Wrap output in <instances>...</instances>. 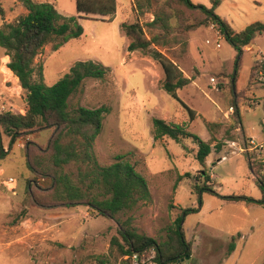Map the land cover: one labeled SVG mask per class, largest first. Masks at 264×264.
I'll return each mask as SVG.
<instances>
[{
    "label": "rangeland",
    "instance_id": "374dc122",
    "mask_svg": "<svg viewBox=\"0 0 264 264\" xmlns=\"http://www.w3.org/2000/svg\"><path fill=\"white\" fill-rule=\"evenodd\" d=\"M33 1L51 2L65 17L78 16L76 0ZM192 2L208 4L207 0ZM117 4L112 21L96 16L79 19L84 29L82 37L69 40L57 51L51 45L46 46L36 64L43 67V81L48 86L64 78L80 61L109 68L103 79L83 81L69 99L70 108H106L102 132L94 146L97 161L101 166H109L124 156L148 181L151 199L133 211L120 213L116 219L100 215L86 205L39 209L28 199V189L31 186L36 190L37 187L46 189L52 181L30 170L29 149L35 155L32 166L43 169L49 164L54 130L22 136L12 147L10 139L4 137L8 156L0 162V264H91L99 259L116 262L121 252L112 246V239L118 238L124 244L119 223L128 224L157 243H164L169 240L170 228L174 227L182 209L195 210L186 216L183 228L187 240L192 245V240L196 241L198 252L181 264L264 263V208L252 210L250 218L258 222L244 233L246 238H236L234 250H230L231 241L225 242L223 230L231 224V212L221 211L220 202L228 195L253 198L259 186L245 153L227 141L229 123H221L222 128L210 131L211 134L206 127L207 122L228 121L225 114L235 99L233 77H237V62L240 61V76L248 75L250 68L256 66V52L260 48L264 51V35L257 41L259 48L253 46L255 51L251 52L253 48L248 45L240 55L216 25L207 24L189 33L186 52L181 46L163 48V53L192 79L189 85L178 90L179 97L196 113L192 119L182 104L163 89L162 66L150 51H128L130 39L123 25L140 22L150 38L146 23L154 20L153 13L139 15L134 0H117ZM218 8L217 13L228 15L233 22L229 24L235 29L264 22V0H226ZM0 9V26L27 13L24 0H0ZM186 14L195 20L203 19L198 12ZM6 57L0 47V113L25 114V92L18 78L6 69L10 61ZM212 78L216 81L212 82ZM249 91L248 86L239 95L246 103L253 99ZM257 95L259 104L255 109L247 110L246 106L241 109L248 135L254 133L253 128L256 133L260 131L259 120L264 117V94L259 91ZM156 118L185 125L190 132L213 142V146L221 144L222 149L217 151L214 147L206 167H202L195 160L197 146L192 140L181 144L168 138L155 141L153 120ZM224 155L228 160L218 162ZM252 155L264 158V152ZM66 168L78 178V165ZM203 170L215 176L213 186L211 182L208 184L216 194L200 192L198 187L206 183ZM11 177L17 181L13 191L4 183ZM211 224L220 228H211ZM211 235L216 239L210 242Z\"/></svg>",
    "mask_w": 264,
    "mask_h": 264
},
{
    "label": "trees",
    "instance_id": "16d2710c",
    "mask_svg": "<svg viewBox=\"0 0 264 264\" xmlns=\"http://www.w3.org/2000/svg\"><path fill=\"white\" fill-rule=\"evenodd\" d=\"M210 2V6H205L197 5L192 0H134L139 15L143 16L148 12L154 15V20L146 23L150 38L147 37L145 26L140 22L123 25V30L130 39L128 51H150L162 66L165 75L163 89L182 104L192 119L195 117V111L178 95V90L189 85L192 79L186 77L179 65L163 53V48L181 46L186 52L189 33L207 24L216 25L240 55L258 35L264 34V22H254L241 32H236L216 13L221 0ZM117 5V0H76L78 16L69 18L61 15L51 2L24 0L27 13L20 15L14 22H4L0 26V47L4 50L6 58H10L6 69L18 78L25 98L28 99L25 114L11 111L0 113V162L8 156L4 137L10 139L12 147L22 136L54 130L48 153L49 164L43 169L36 170L32 166L35 155H32V149H29L33 156H29L30 170L52 181L49 188L37 187L36 190L31 186L28 189V199L39 209L54 210L86 205L100 215L116 219L120 213L133 211L140 203L151 199L148 181L134 165L124 159V156H119L118 160L109 166H101L97 161L94 146L102 132L106 108H70L69 99L83 81L86 78L103 79L109 68L92 61H80L64 78L48 86L43 81V67L36 64L37 57L46 46L51 45L53 50L57 51L69 40L82 37L84 29L79 19L102 16L112 21L117 13ZM187 11L198 12L203 19H192L186 14ZM239 62L235 72L238 71ZM261 66H255L252 79L258 77L257 73L263 69ZM233 79L235 80V77ZM231 107L234 108V114L232 124L226 132L231 140L246 146L249 139L239 126L241 117L237 99H234ZM206 126L209 131L214 132L213 130H220L223 125L207 122ZM235 129H238L237 136L232 134ZM153 131L155 141L168 138L181 144L184 140H192L197 146L195 160L202 167H206L214 147L217 151L222 149L221 144L213 146V142L203 140L199 135L187 130L185 125L172 124L156 118L153 120ZM39 152L41 153L40 150ZM245 155L263 192V198L256 200L245 195H228L224 199L264 206V158L249 153ZM70 165H78L77 179L67 170L66 167ZM201 173L206 178V183L198 187L200 192L216 194L208 184L211 178L206 170ZM193 211L195 210L182 209L174 227L170 228L169 240L164 243H157L154 239L137 233L128 224L119 223L124 244L118 238H113L111 244L119 248L121 256L133 251L148 253L154 249L158 264H181L183 259L192 254V244L186 238L183 224L186 216ZM234 249L235 243L232 242L230 250ZM98 261L104 262L105 259Z\"/></svg>",
    "mask_w": 264,
    "mask_h": 264
},
{
    "label": "crops",
    "instance_id": "0c3cea01",
    "mask_svg": "<svg viewBox=\"0 0 264 264\" xmlns=\"http://www.w3.org/2000/svg\"><path fill=\"white\" fill-rule=\"evenodd\" d=\"M207 1H208V4L206 3L204 5L205 6H210L211 5L210 0H207ZM225 1L226 0H221V3L219 5L220 8H221V5H223V3ZM218 9L219 8L216 9V13L218 12ZM117 10H118V6H117ZM218 15L221 16L228 23H230V24L233 25V22L232 21L230 22L228 15H225V14H218ZM96 17H100L102 19L103 18L104 19H107L106 17H102V16H96ZM258 22H261V21H258ZM231 27L236 32H241L247 26L244 27V28H241V29H235L233 26H231ZM262 35H264V34H262ZM262 35H258L256 37V39L249 45V47H252L253 48V51H251V52H254L255 51V48L254 47H258V46H256L257 45V41H258L259 37H261ZM258 53H263L264 54V51L260 48L259 51L256 52V54H257V60L255 61L256 62V65L261 66L260 64L257 63L258 60H259ZM252 70H253V66L250 68V72H249L248 75L246 74V75L240 76V71L241 70L239 71V68H238V71L236 72V76L237 77H235V80H234V84L235 85H234L233 95H234L235 99L238 100V104H239L240 117H241V122H240L239 126L241 127L242 131H244L246 137L248 139H250V138L253 137V138L257 139L258 141H264V117H261L260 120H259L260 131L256 133L255 132L256 130L253 128L252 130H254V133L251 134V135H248L247 132H246V130H245V127H244V120H243V116H242V113H241V109H242L243 106H246L247 110H251V109H255V107L259 104L257 92L260 91V92H262L264 94V84H261V83L259 84V82H258L259 79L258 78H257L258 80L257 79H251V77H252V74H251ZM255 81H257V83ZM250 82H251V85H250ZM248 86L250 88V91H249L250 92V96L253 99H251L249 101V103H246L244 100H241L239 98V95ZM228 111H229V109H228ZM228 111L225 114L228 121L227 122H224L222 120L220 123H229V126H230L232 124L233 115H229ZM210 123H213V122H210ZM208 132H209V134H211L210 131H209V129H208ZM237 132H238V129H235L232 132V134L235 135V136H237ZM227 141H228V143L234 142L230 138H228ZM236 143L239 144L238 142H236ZM222 157L219 159L218 162H223V161H227L228 160L227 155H224ZM210 178H211V181H210L211 182V185L213 186L214 181H215V176L214 175H211ZM258 190L259 191L257 192V194L253 197L256 200H260L262 198V196H263V194L261 193V191H260L259 188H258ZM245 196L250 197L248 195H245ZM261 207L264 208V206H262V205H259V204H256V203H247V202H243V201L242 202H230V201L224 200L223 202H220L219 209L221 211H224V210L227 209L229 212H231L230 218H229V219H231V220H229V221H231V224H229L228 226H226L225 229L223 230L224 231L225 242L227 243V242H230L231 241V242H234L235 243L236 238H241V237L246 238L245 235H244V233L247 232V231L249 232L251 229H253L254 226L256 225V223L258 222V219H254L253 220V219L250 218L251 215H252L251 212H252V210L260 209ZM210 226H211V228H213V227L220 228L216 224H211ZM186 238H187V236H186ZM215 239L216 238L213 235H211L210 238H209V241L211 242V241H214ZM192 243H193V245H192V255H191L190 258H192V256H193L194 253L198 252L196 241H193L192 240ZM213 245H214V243H212V244L209 245L211 251H212ZM230 246H231V244H230ZM261 264H263V262Z\"/></svg>",
    "mask_w": 264,
    "mask_h": 264
},
{
    "label": "built area",
    "instance_id": "2783aa9c",
    "mask_svg": "<svg viewBox=\"0 0 264 264\" xmlns=\"http://www.w3.org/2000/svg\"><path fill=\"white\" fill-rule=\"evenodd\" d=\"M219 32H220V30H219ZM258 56H259V60L257 63L263 66V69H261L258 72V76H259L258 79L260 81L264 82V54L258 53ZM211 80H212V82L216 81L215 78H212ZM228 113H229V115H233L234 114V108L230 107ZM229 144L232 147H236L238 149V151L241 153H249V154L257 153L260 155L261 153L264 152V141H258L257 139H255L253 137L248 140V143L246 146H241V145L237 144L235 141L231 142ZM4 183H5V186L9 190L13 191L16 188L17 181L13 177H11L8 180H6ZM155 259H156V251L154 249H152L150 252H148V253L145 252L143 254L133 251V253H128V254L121 256L119 258V260L116 262L94 261L91 264H158V262Z\"/></svg>",
    "mask_w": 264,
    "mask_h": 264
},
{
    "label": "water",
    "instance_id": "95a60500",
    "mask_svg": "<svg viewBox=\"0 0 264 264\" xmlns=\"http://www.w3.org/2000/svg\"><path fill=\"white\" fill-rule=\"evenodd\" d=\"M25 100H26V102H28V99H25ZM190 257H191V256H187L186 259H190ZM186 259H183V260L181 261V263L184 262Z\"/></svg>",
    "mask_w": 264,
    "mask_h": 264
}]
</instances>
